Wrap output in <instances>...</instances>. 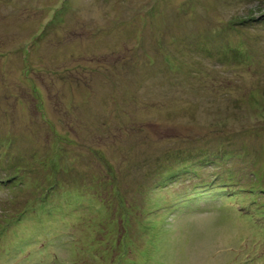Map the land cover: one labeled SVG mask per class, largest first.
Returning a JSON list of instances; mask_svg holds the SVG:
<instances>
[{
    "label": "rangeland",
    "instance_id": "rangeland-1",
    "mask_svg": "<svg viewBox=\"0 0 264 264\" xmlns=\"http://www.w3.org/2000/svg\"><path fill=\"white\" fill-rule=\"evenodd\" d=\"M261 20L264 0H0V264H264Z\"/></svg>",
    "mask_w": 264,
    "mask_h": 264
},
{
    "label": "trees",
    "instance_id": "trees-1",
    "mask_svg": "<svg viewBox=\"0 0 264 264\" xmlns=\"http://www.w3.org/2000/svg\"><path fill=\"white\" fill-rule=\"evenodd\" d=\"M262 12V11H261ZM243 20V19H242ZM242 20L240 19L239 20V22H242ZM259 22H263L264 23V21H259ZM238 29H240V27H242V28H244L243 26H241V25H238ZM179 170H176V169H170L169 170V173H171V174H174V179L175 180H178V179H182L183 177H186V174L183 176V175H181V174H179ZM187 173H190V172H187ZM190 174H192V175H194L195 174V171L193 170V173H190ZM198 174V172H196V175ZM180 176V177H179ZM16 176L14 175V178H15ZM261 178V179H260ZM191 179H193V178H191ZM255 179L257 180V185H259V186H261V185H263V183H264V177L262 176V175H259L258 177H257V175L255 174ZM199 180H200V177H199ZM21 182H19L18 183V185L20 184ZM254 185H256L254 182H252ZM17 186V184H15V182H12V183H10V189H12L13 187H16ZM197 187H199V188H201V186L200 185H197ZM196 187V188H197ZM263 187V186H262ZM225 188V187H224ZM225 190V194L226 195H228L227 196V198L225 197L224 199H230V198H233V197H235V196H237V195H240L241 194V190H242V193H245V192H247V191H245V189L244 188H241V190L239 191V192H234V193H231V189H227V188H225L224 189ZM217 191V190H216ZM252 192L250 193V194H246V196H250V197H252V196H255V194L254 193H261L262 195H264V187L260 190V191H256L255 190V188H253V190H251ZM218 192V191H217ZM108 193V192H107ZM107 193H103V194H101V196H100V203L101 204H104V203H106V204H111L112 203V199H111V194H112V196H113V198H117V200H118V203H119V208L118 209H121V210H119V216H120V219H118L119 221H120V223L122 224V225H126L127 224V220H128V218H129V216H131L130 215V213L132 212V209L130 208V206H131V204H126V201H125V199H124V197L121 195V196H116V194H118V195H120L119 194V192H118V186H116V185H114L113 186V188H112V190L111 191H109V193L110 194H108V195H106ZM47 195V194H46ZM45 195V197H47ZM219 197V193L217 194V195H215V197ZM238 198V197H237ZM254 202V201H253ZM89 206H91V205H89ZM170 207H172V206H170ZM91 208V207H90ZM92 209H94V208H92ZM132 214V213H131ZM101 226H106L105 224H101ZM108 226V225H107ZM105 231H107L105 228H101L100 230H99V232H105ZM125 238V236H123V239ZM105 239L106 240H108V237H105ZM96 240V239H95ZM94 240V244L93 245H91V244H88L90 247H92L94 250H97V249H99L100 247H102L98 242H96ZM109 241V240H108ZM93 242V241H92ZM95 243H96V248L97 249H95L94 248V246H95ZM125 244V242H123L122 244H121V248H120V252H119V255L118 256H116L115 257V259L114 260H110V262H112V261H116L117 259H118V257H120L121 255H123L124 254V245ZM109 249H111V246H110V248ZM100 252L101 253H103L104 254V249H100ZM106 252L107 253H109V251L108 250H106Z\"/></svg>",
    "mask_w": 264,
    "mask_h": 264
}]
</instances>
